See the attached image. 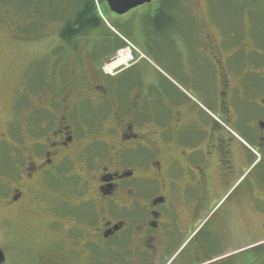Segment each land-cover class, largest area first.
<instances>
[{"label":"flooded vegetation","instance_id":"flooded-vegetation-1","mask_svg":"<svg viewBox=\"0 0 264 264\" xmlns=\"http://www.w3.org/2000/svg\"><path fill=\"white\" fill-rule=\"evenodd\" d=\"M182 1L117 15L105 0H79L75 16L60 19L54 33L66 57L13 114L17 133L0 139L13 160L8 171L0 163V224L18 226L31 207L73 221L43 223L61 235L27 247L39 263L174 264L189 241L198 243L187 259L205 264L239 254L248 228L264 231V61L256 46L242 55L243 37L181 10ZM83 6L101 23L90 31L95 41L80 37ZM104 8L119 27L128 23L124 37L104 22ZM144 41L166 47V63L187 82L156 71ZM127 43L136 45L133 60L107 75L104 65Z\"/></svg>","mask_w":264,"mask_h":264},{"label":"rangeland","instance_id":"rangeland-1","mask_svg":"<svg viewBox=\"0 0 264 264\" xmlns=\"http://www.w3.org/2000/svg\"><path fill=\"white\" fill-rule=\"evenodd\" d=\"M82 1L84 0H80L81 3ZM78 2L79 0H0V139L3 135L7 137V129L11 133H17L19 127L15 129L12 125H8L13 114L16 115L18 109L24 111L29 108L31 93L34 90H39V87L48 82V76L54 74V70L50 68L51 62L54 60L53 64H55L57 62L55 58H59L61 54L66 57L67 53L61 49L59 41L55 39L54 32L60 26L61 20H68L75 16L79 8ZM157 4L153 8H139L138 11L154 10L158 6ZM180 5L181 10L195 11L197 14L204 13L212 16L214 21L221 22L222 26L229 32L236 33L240 38L243 37L241 41H237L240 51L244 53L242 55L246 57L247 49L256 46L261 54L260 58L264 61V0H183ZM103 11L104 18L112 26V32L121 36L126 35L125 29H130L128 23L124 28H122L123 26L119 27L110 16L109 11L106 8ZM135 16L136 14L124 17V19L131 23ZM136 26L141 34V27ZM104 35L100 33L98 37L103 38ZM88 37L90 41H95L93 40L95 35ZM86 41L88 40L84 42ZM139 45L142 53L146 54L156 71L175 79L177 82H187L175 63H171L172 61L166 63L164 57L165 53L168 52L166 47L162 52L156 47H151L145 41ZM127 47L128 45L125 44L124 48ZM129 49L134 52L133 47L130 46ZM120 51L116 58L111 57L106 62L104 65L106 70L115 61L130 59L128 49L121 51L122 53ZM129 64L130 62L123 66ZM10 154L6 145L0 148V163L7 171L9 166L13 164ZM42 189L43 191L46 190L44 187ZM53 190L58 191L59 188L55 187L52 192L56 196L60 195ZM69 200L72 203L76 202L74 196L73 200ZM38 205L36 203L37 207ZM57 211L58 209L54 210L53 214L59 215ZM53 214L43 212L37 216L31 207L21 221L17 220L18 226L11 228L12 226L9 227L6 223L5 225L0 224V247L5 253L6 264H41L31 257L27 247L36 246L38 237L44 238L43 234L49 237L61 235V233H56L59 232L56 226L43 227V223L59 221L67 227L73 224L71 219H60ZM76 214L80 219L83 218L82 209ZM71 215L70 211L69 217ZM261 236H264V231L258 226L248 228V231L245 232V239L240 246L243 249L239 254L231 259L218 258L205 264H264V237ZM203 237L204 233L201 234L200 239ZM197 243L189 245L188 241L172 258L171 262L175 261L174 264H197L209 260L203 256H196L192 261L187 259L189 253L193 254L196 250ZM236 245L237 243L234 247H237ZM212 258L215 257L212 256Z\"/></svg>","mask_w":264,"mask_h":264},{"label":"trees","instance_id":"trees-1","mask_svg":"<svg viewBox=\"0 0 264 264\" xmlns=\"http://www.w3.org/2000/svg\"><path fill=\"white\" fill-rule=\"evenodd\" d=\"M167 1H172V0H167ZM77 19V17H75V20ZM100 22H98L95 18V15L93 14L92 11V7L91 6H83L80 9V18H79V23L78 25H80V37H84L86 38L87 36H93V31L96 28H98L100 26ZM70 32V31H69ZM79 36V35H78ZM77 33H64L63 34V39L67 42H77ZM106 36V35H104ZM81 42V41H80ZM125 47V45L118 47L117 49H123Z\"/></svg>","mask_w":264,"mask_h":264},{"label":"water","instance_id":"water-1","mask_svg":"<svg viewBox=\"0 0 264 264\" xmlns=\"http://www.w3.org/2000/svg\"><path fill=\"white\" fill-rule=\"evenodd\" d=\"M111 11L117 15H125L128 12L135 10L144 5L151 4L154 0H105ZM5 261L3 251L0 249V264Z\"/></svg>","mask_w":264,"mask_h":264},{"label":"bare ground","instance_id":"bare-ground-1","mask_svg":"<svg viewBox=\"0 0 264 264\" xmlns=\"http://www.w3.org/2000/svg\"><path fill=\"white\" fill-rule=\"evenodd\" d=\"M124 62H126V60L124 59V60H119V61H115V63L114 64H112V65H110L109 66V71H112V69L114 70V69H118V68H120V67H123V65H125L126 63H124ZM122 64V65H121ZM120 65V66H119ZM117 66H119V67H117ZM117 67V68H116Z\"/></svg>","mask_w":264,"mask_h":264},{"label":"built area","instance_id":"built-area-1","mask_svg":"<svg viewBox=\"0 0 264 264\" xmlns=\"http://www.w3.org/2000/svg\"><path fill=\"white\" fill-rule=\"evenodd\" d=\"M129 60H131V57H130V59ZM129 60H127V61H129Z\"/></svg>","mask_w":264,"mask_h":264}]
</instances>
